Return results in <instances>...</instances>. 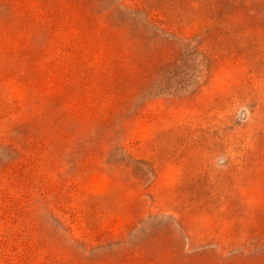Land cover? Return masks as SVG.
<instances>
[{
	"label": "rangeland",
	"instance_id": "374dc122",
	"mask_svg": "<svg viewBox=\"0 0 264 264\" xmlns=\"http://www.w3.org/2000/svg\"><path fill=\"white\" fill-rule=\"evenodd\" d=\"M0 264H264V0H0Z\"/></svg>",
	"mask_w": 264,
	"mask_h": 264
}]
</instances>
